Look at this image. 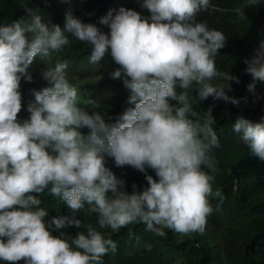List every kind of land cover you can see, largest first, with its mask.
<instances>
[{"label":"clouds","instance_id":"9594fccd","mask_svg":"<svg viewBox=\"0 0 264 264\" xmlns=\"http://www.w3.org/2000/svg\"><path fill=\"white\" fill-rule=\"evenodd\" d=\"M42 2L50 7V0ZM60 2L69 5L63 28L27 3L24 16L0 25V261L101 264L117 251L101 230L116 233L136 223L158 237L166 236L165 229L181 236L203 234L214 211L211 199L221 204L225 199L222 189L213 190L211 174L221 144L212 107L201 115L193 105L210 97L240 103L227 94L239 79L216 65L226 36L197 21L214 7L211 0H142L147 18L124 7L115 14L110 10L98 20L107 34L77 18L73 0ZM261 3L243 0L234 9L238 20L245 21V9ZM70 37L89 46L91 65L110 55L119 66L110 78L122 82L134 107L115 118L101 114L100 100L82 98L70 83L65 60L41 73L47 86L34 91L28 119L18 120L21 80L32 83L34 60L47 64ZM244 63L252 78L247 90L255 94L257 83H264V41ZM233 132L264 161V123L241 116ZM107 158L116 168L144 173L147 187L133 184L129 193L126 181L106 167ZM46 191L71 215L46 220L48 211L38 198ZM82 211L95 214L98 228L76 218ZM72 227L80 229L74 236L52 234Z\"/></svg>","mask_w":264,"mask_h":264},{"label":"trees","instance_id":"16d2710c","mask_svg":"<svg viewBox=\"0 0 264 264\" xmlns=\"http://www.w3.org/2000/svg\"><path fill=\"white\" fill-rule=\"evenodd\" d=\"M242 2L243 0H211L214 7L197 17L198 22L204 21L210 28L224 33L227 44L216 57V65L218 70L227 71L240 81L232 82V91L227 92L230 97L240 101L238 106L214 101L211 97L193 105L201 115L212 107V115L216 120L214 128L221 147L214 150L218 168L211 174L215 177L213 190H223V203L218 199H211L214 211L207 218L203 234L181 236L165 229L166 236L158 237L147 232L142 223L130 224L116 233L103 229L101 231L116 242L117 251L105 255L101 264H264V161L252 156L247 146L240 143L233 132V125L241 116L253 123H264V83H257L255 94L248 92L247 85L252 78L245 73L244 63L264 41V0L256 7L245 9L246 20L241 22L234 9L240 7ZM24 3L28 7L41 8L46 22L51 21L63 28L69 5L60 0H50V7H45L42 0H0V25L9 24L24 16ZM141 3L142 0H73L72 10L77 18L85 23H96L107 34L108 27L98 24L100 17L110 10L115 14L116 10L124 7L147 18L150 13L141 7ZM69 39L70 43L64 51L53 54L47 64L39 57L34 60L29 68L33 76L32 83L21 80L22 111L18 114V120L28 119L27 106L35 102L34 91L47 86L41 73L48 66L65 60L68 62L70 83L77 88L98 90L99 87L91 80L93 72L98 79H104L106 84L115 88L107 116L115 118L129 107H134L127 102L130 93L122 82L110 78V74L119 67L110 55L105 56L98 65H91L88 62L89 46L71 37ZM101 81L98 85L102 84ZM106 167L126 181L129 193L133 184L138 190L147 187L144 173L128 166L116 168L112 158H107ZM146 171L155 178L154 171ZM38 198L42 201L41 206L48 211L46 220L71 215L67 206L47 191ZM76 218L98 228L95 214L82 211L77 213ZM78 231L80 229L72 227L53 231L52 234L59 236L60 232H65L74 236ZM146 245L151 246L150 250ZM0 264L6 262L0 261ZM19 264L25 262L20 261Z\"/></svg>","mask_w":264,"mask_h":264},{"label":"rangeland","instance_id":"374dc122","mask_svg":"<svg viewBox=\"0 0 264 264\" xmlns=\"http://www.w3.org/2000/svg\"><path fill=\"white\" fill-rule=\"evenodd\" d=\"M90 76H91L92 83L95 86L99 87L98 90L90 91L87 88H78V91L82 98H91V99L100 100V102L103 105V107L100 109L101 114H105V113L108 114V109L112 105V102H113L112 94L115 92V88L110 86L109 84H106L104 79L103 80L102 78L98 79V77L95 75V72L91 73ZM100 81L102 82V84L98 85Z\"/></svg>","mask_w":264,"mask_h":264}]
</instances>
